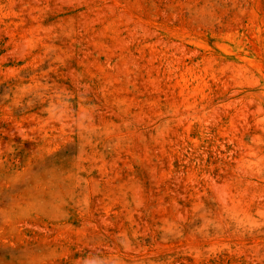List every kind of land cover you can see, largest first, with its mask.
I'll list each match as a JSON object with an SVG mask.
<instances>
[{
    "label": "rangeland",
    "instance_id": "rangeland-1",
    "mask_svg": "<svg viewBox=\"0 0 264 264\" xmlns=\"http://www.w3.org/2000/svg\"><path fill=\"white\" fill-rule=\"evenodd\" d=\"M0 264H264V0H0Z\"/></svg>",
    "mask_w": 264,
    "mask_h": 264
}]
</instances>
